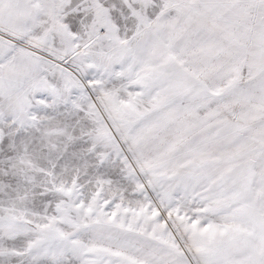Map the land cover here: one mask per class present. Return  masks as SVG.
<instances>
[{
    "label": "snow or ice",
    "instance_id": "snow-or-ice-1",
    "mask_svg": "<svg viewBox=\"0 0 264 264\" xmlns=\"http://www.w3.org/2000/svg\"><path fill=\"white\" fill-rule=\"evenodd\" d=\"M0 264H264V0H0Z\"/></svg>",
    "mask_w": 264,
    "mask_h": 264
}]
</instances>
